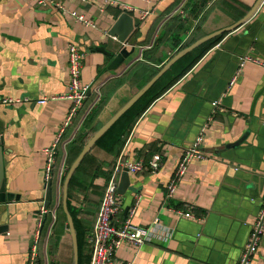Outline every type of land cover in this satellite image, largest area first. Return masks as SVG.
Wrapping results in <instances>:
<instances>
[{
	"label": "crops",
	"instance_id": "1",
	"mask_svg": "<svg viewBox=\"0 0 264 264\" xmlns=\"http://www.w3.org/2000/svg\"><path fill=\"white\" fill-rule=\"evenodd\" d=\"M38 1L0 0V98L32 100L17 106L0 104L6 187L21 197L19 202L0 206V226L8 227L7 233L0 234V264H28L39 231L46 198L43 151L56 140L71 106L61 98L67 94L70 45L85 54L82 84L101 87L107 98L94 121L99 130L82 131L88 136L73 148L75 161L67 172L103 131L70 182L71 207L81 222L80 247L71 215L79 264L91 263L88 239L109 173L121 155L130 162H148L160 155L163 166L155 173L129 174L130 187L120 197L118 219H129L140 197L132 224L144 227L158 217L172 237L156 238L141 249L124 245L118 252L120 260L129 264H238L264 202V69L247 64L235 86L230 88L229 82L241 57L250 54L264 61V1L240 28L213 38L242 21L259 0H52L55 4L48 7ZM195 2H204V11L194 8ZM57 4L85 15L96 27L64 15ZM146 12L150 15L144 18ZM123 15L131 21L118 28L121 37L133 25L127 45L119 42L120 36H109ZM203 40L134 101L176 55ZM99 47L109 52L135 48V53L117 71H110L112 60L95 50ZM43 98L49 100L40 105ZM218 101L216 108L213 104ZM137 116L123 146L118 147ZM77 130H68L66 135L73 137ZM201 133L205 159L191 164L175 197L167 200V187L183 150ZM189 209L205 222L177 214ZM68 231L73 253L61 264H74L69 224ZM249 264H264V237Z\"/></svg>",
	"mask_w": 264,
	"mask_h": 264
},
{
	"label": "built area",
	"instance_id": "2",
	"mask_svg": "<svg viewBox=\"0 0 264 264\" xmlns=\"http://www.w3.org/2000/svg\"><path fill=\"white\" fill-rule=\"evenodd\" d=\"M38 4L41 7L52 6L55 3L52 0H39ZM57 7L62 10L64 15L71 16L75 21L82 23L89 27H96L85 15L79 14L75 11H68L63 5L57 4ZM150 13H144V18L148 17ZM148 47L146 49H150ZM143 50V49H142ZM85 61V54L75 46L70 45L68 49V88L67 94L64 97L66 100L71 102L69 113L66 117V120L62 128L58 132V136L54 143L45 149L44 155L46 157V169H45V180L46 185L48 182L53 180V170L57 162V156L59 152V147L62 145L65 151L66 159V146L70 143L75 135L70 137L67 141H63L67 131L73 126L75 119L79 116L80 112L85 108L86 103L91 95L96 97L93 104L87 109L84 118L88 116L91 111L98 105L101 97L102 90L101 87H94L92 85H83L81 82V75ZM247 64H253L264 69V61L254 57L253 55H245L239 59V66L236 73L233 75L232 79L229 82V87L232 88L237 83L243 68ZM52 99H56L53 97ZM48 98H43L38 103L40 105H45L48 102ZM32 102L29 98H0V104L4 106H17L23 103ZM221 102H215L213 105L217 108ZM81 124L76 128L79 131ZM76 132V133H77ZM203 143H204V134L196 139V141L188 148L183 150L177 169L173 175L171 182L167 187V200H172L177 192V189L183 179L186 177L188 170L195 161H201L205 159L203 153ZM65 159L59 170L58 185H57V201L56 207L54 210H45L42 208V212L39 219V231L35 235L31 247L30 253V264H35V261L39 253V237L40 230L43 226V219L46 214L51 213L52 223L48 232V235L51 234L52 226L56 221V212L57 208L60 206L63 198V188L61 185L62 177L65 174ZM163 166V159L160 155H154L147 162L144 160H138L136 162H130L123 158L121 155L114 167L111 170L110 177L106 183V189L104 196L101 202V206L98 212L97 220L95 227L88 239V244L91 250V263L90 264H129L120 260L118 257L119 250L124 245H132L137 249H141L147 244H151L155 241L156 238L163 239L166 241L172 237V233L168 230L167 227L163 225L161 220L156 217L153 221L150 222L147 226L137 227L134 226L131 222L132 217L135 215L138 205L140 203V197H137L135 206L130 211V218L125 221H120L118 215L121 212L122 203L121 195L118 193L119 189V180L124 171L132 174H141V173H155L161 170ZM177 214L181 217L190 220H196V215L191 209L186 212L177 211ZM201 222H205L204 218L199 219ZM264 237V202L260 209V213L257 217V222L252 226V231L247 247H245L240 261L238 264H249L252 257L260 249L262 240Z\"/></svg>",
	"mask_w": 264,
	"mask_h": 264
},
{
	"label": "water",
	"instance_id": "3",
	"mask_svg": "<svg viewBox=\"0 0 264 264\" xmlns=\"http://www.w3.org/2000/svg\"><path fill=\"white\" fill-rule=\"evenodd\" d=\"M263 1L264 0H259L258 3L253 8V10L250 12V14L248 16H246L242 21L237 23L235 26H233V27H231L229 29L222 30V31L212 35L210 38H213V37H216V36H220V35H224L226 33L235 31L238 28H240L244 23H246L249 19L252 18V16L257 11L258 7L263 3ZM127 21H129V23H130V21H131L130 17L128 15H123L121 17L120 21L118 22V24L116 25V27L114 28V30L109 35L110 37L120 36L119 42L122 43V44H126V45H127L128 37L133 32V25L129 26L128 31L126 32V34L123 35V37H121V35L117 32V30H118V28L120 27L121 24H126ZM135 24H136V26H139L140 23L138 21H135ZM202 42H204V40L196 43L193 46H191L186 51H182L178 55H176V57L173 58L169 63H167L164 66L162 71H160V73L154 77V79L140 92V94H138L136 96L134 101H136L137 99L142 97L146 92H148L166 74V72L169 70L170 66L173 63H175L184 54V52L185 53H189L196 46H198L199 43H202ZM95 50L100 52V53H103L110 60H112L111 64H110V67H109L110 71H117L124 64V62L135 53V48H133L131 51H128V49L126 47L121 49V50H118L117 52H109V51H106L105 48H100V47L96 48ZM104 130H106V129H104ZM102 132H99L96 135V137L84 149V151L81 154V156L74 163V165L71 168V170H69V173L66 176V179H65L64 184H63L62 206H63V211H64V213H65V215L67 217V220H68L70 231H71V233L73 235L74 264H79V253H78L79 250H78V242H77V235H76V231H75L74 221H73V218H72V216H71V214L69 212V209H68L69 185H70L71 179H72V177L74 175L76 167L81 163V161L83 160L85 154L90 150L91 146L99 138V136L102 134ZM4 145H5L4 131L0 130V206H2V205H11L14 202H19L21 200L20 196H17L15 194H12V193L7 191L8 188L6 187L7 185H6V181H5V167H6V165H5L4 159H3ZM129 187H130L129 173H128V171H124L122 173V175H121V182H120V185H119L118 193L120 195H124ZM52 202H53V183L50 181L46 185V198H45V206H44L45 210H48L51 207ZM7 231H8V227L7 226H5V225L4 226L3 225L0 226V234H5V233H7Z\"/></svg>",
	"mask_w": 264,
	"mask_h": 264
},
{
	"label": "trees",
	"instance_id": "4",
	"mask_svg": "<svg viewBox=\"0 0 264 264\" xmlns=\"http://www.w3.org/2000/svg\"><path fill=\"white\" fill-rule=\"evenodd\" d=\"M193 6L196 9H199V8L203 9L202 11H204V9L206 8L204 2H202L201 5H199V3H197V2H195V3H193ZM220 39H221V37L215 39L212 42V44H210L208 47H210V46L212 47ZM192 43H193L192 40L190 42H187L181 48V50L184 49V48H186L187 46H189ZM181 44L182 43H180L179 45H181ZM144 58L145 59L148 58V54L147 53L144 54ZM193 66L194 65H192L191 68ZM157 73H158V71H156L154 75H156ZM103 95L104 94L102 93V97H101L98 105L91 111V113L88 116H86L84 118V115H85L87 109L93 104V102L96 99V97L94 95H91L89 97V99H88V102L85 105V108L80 112L79 116L75 119V122L73 123V126L69 129L70 131L71 130H75L81 124V127H80L79 131L75 134L74 139L70 143L67 144L66 149H65L66 150V159H65L66 171H65V174L63 175L62 181H61L62 188H63L64 181L66 179V176L68 175V173H67L68 172V169L71 167L72 163L75 161V159H73L71 157V152H72L73 148L76 146V144H78V142L80 144L85 143L82 140L84 138H87V136H88L85 132H82V131L85 129V130H91V132L94 133V132L98 131L99 128H100V127H96L94 125V121L96 120V117L98 116V114L100 112L99 110L103 107V105L105 104V102L107 100V98H104L105 96H103ZM139 116H141V115H139ZM139 116H137L136 119L133 122L130 123L127 131L123 134V136L121 137V139L117 143L118 144L117 145L118 147L123 146V144L125 142V138L129 135V132L132 129V126L140 118ZM69 138L70 137L68 135H65L63 141H67ZM80 151L81 150H79L78 152L80 153ZM64 158H65V151H64V149H63V147L61 145L59 147V152H58V156H57V162H56L55 168L53 170V180H52V183H53V196L54 197H53L52 205L49 208L50 210H54L55 207H56V201H57V198L56 197H57V185H58L59 170H60V167H61V165H62V163L64 161ZM109 177H110V173H109L108 178ZM72 183H73V181H72ZM72 183L70 185L69 203L68 204H69V209H70L71 215L74 218L76 228L79 231V245L81 247L83 245V241L81 239V234H80L81 222L77 219V215H76L75 211L72 210L71 201H70ZM51 223H52V216H51V213H48V214L45 215V217L43 219V226H42V228L40 230L39 253H38V257H37V259L35 261V264H46V255H45V246L44 245L46 243V239H47V236H48V232H49ZM67 223H68L67 222V217H66V215H65V213L63 211V206H62V202H61L60 206L57 208L56 221H55L54 225L52 226L51 235H50L51 237L49 239V242L51 240V242L53 243L56 239H57V241H60V240L63 239V237H64V235L66 233ZM55 247H56V245H54V243H53V245H51L52 251H53V249ZM30 263H31V260H30V257H29L28 264H30Z\"/></svg>",
	"mask_w": 264,
	"mask_h": 264
},
{
	"label": "rangeland",
	"instance_id": "5",
	"mask_svg": "<svg viewBox=\"0 0 264 264\" xmlns=\"http://www.w3.org/2000/svg\"><path fill=\"white\" fill-rule=\"evenodd\" d=\"M51 235V234H50ZM50 235L47 236L45 243V255H46V264H61V260H70L72 257V241L71 236L68 231V224L66 226V233L62 240L57 241V239L53 242L56 247L51 249V245L53 243L49 242ZM65 255V258L63 257Z\"/></svg>",
	"mask_w": 264,
	"mask_h": 264
}]
</instances>
